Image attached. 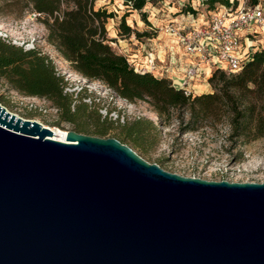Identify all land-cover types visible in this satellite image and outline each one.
Returning a JSON list of instances; mask_svg holds the SVG:
<instances>
[{
	"label": "water",
	"instance_id": "1",
	"mask_svg": "<svg viewBox=\"0 0 264 264\" xmlns=\"http://www.w3.org/2000/svg\"><path fill=\"white\" fill-rule=\"evenodd\" d=\"M0 103V264H264V181L149 163Z\"/></svg>",
	"mask_w": 264,
	"mask_h": 264
},
{
	"label": "trees",
	"instance_id": "2",
	"mask_svg": "<svg viewBox=\"0 0 264 264\" xmlns=\"http://www.w3.org/2000/svg\"><path fill=\"white\" fill-rule=\"evenodd\" d=\"M95 1L26 0L33 13L43 17L47 41L74 71L88 81L103 84L111 93L129 102H147L166 122L177 119L179 133L197 129L206 120L218 122L226 117L230 140L264 136V50L254 51L238 72L227 74L222 69H214L208 77L212 92L187 93L183 88H175L168 78L136 71L128 57L114 49L110 44L113 39L107 36L106 22L115 14L95 8ZM154 1L161 0H125L129 9L120 16L118 34L123 37L133 34L142 39L153 37L154 33L149 30L139 32L130 27L126 16ZM251 1L252 5L258 4V0ZM201 3L207 12L215 11L217 4L227 8L237 6V0H201ZM187 11L196 13L193 7L184 5L181 13ZM141 14L146 21V13ZM147 24L152 29L153 25ZM0 76L20 93L46 98L57 108L63 121L72 124L75 131L87 133L86 125L78 119L87 109L88 104L83 100L87 94L76 98L67 92L68 82L57 73L51 59L38 49H24L0 37ZM151 128L148 121L137 118L123 125L114 138L122 143L129 139L141 146L139 135ZM106 131V127L98 124L92 134L104 136Z\"/></svg>",
	"mask_w": 264,
	"mask_h": 264
},
{
	"label": "rangeland",
	"instance_id": "3",
	"mask_svg": "<svg viewBox=\"0 0 264 264\" xmlns=\"http://www.w3.org/2000/svg\"><path fill=\"white\" fill-rule=\"evenodd\" d=\"M243 2L245 5L253 4L251 0H237L236 5L239 6ZM258 3L264 6V0H258ZM62 5L67 6L66 2ZM184 5L198 8L197 16L207 13L206 6L201 0H161L147 2L141 11L128 12L126 23L141 32L149 30L154 36L159 33L168 36L163 30L164 26L173 22L176 15L181 14ZM94 6L115 14L114 17L107 19V36L113 39L110 43L112 47L126 55L130 62L131 53L136 48L135 38L139 41L145 40L143 55L149 51L153 52V48L160 47L159 43L165 40L159 35L150 39H142L135 35L133 37V34L120 36L118 34L120 16L129 9L125 0H96ZM221 6L217 4L213 10H221ZM142 12L146 13L147 22L142 19ZM147 23H151L153 28H149ZM46 33L43 17L34 16L31 5L26 0H0V37L1 34L6 35L7 38H1L12 44L16 41L15 45L18 46H22L21 42H32L34 48L51 59L57 73L68 82L65 88L67 92L76 98L87 94L83 99L88 104L87 109L78 117L86 125V134L94 135L92 131L100 124L107 128L106 134L100 137H115L120 134L123 125L140 118L151 124V130L143 131L139 135L138 141L141 146L135 145L129 139L124 144L149 163H156L164 170L179 175L208 180L264 181V136L246 137L234 142L228 137L230 125L226 117L218 122L206 120L197 129L179 133L177 119L166 122L147 102H129L111 93L103 84L88 81L74 71L56 47L47 41ZM261 35L258 33L255 38L260 40ZM212 71L213 69L210 70L209 76ZM206 82L208 85L202 92L196 94L213 91L208 78ZM0 103L20 117L35 119L63 130H74L72 124L61 119L59 111L49 100L20 93L1 76Z\"/></svg>",
	"mask_w": 264,
	"mask_h": 264
},
{
	"label": "built area",
	"instance_id": "4",
	"mask_svg": "<svg viewBox=\"0 0 264 264\" xmlns=\"http://www.w3.org/2000/svg\"><path fill=\"white\" fill-rule=\"evenodd\" d=\"M221 7V10L207 12L200 19L197 17L198 8L193 7L195 14L185 12L190 19L187 25L185 22L172 20L173 22L164 26L163 30L193 59V63L186 67L182 76L177 79L168 78L175 88L195 93L191 82L204 78V64L210 65L213 70L222 69L227 74L235 73L242 69L254 51L264 50V39L255 38L258 33L264 34L263 5H245L243 2L236 7ZM55 14L61 16L60 13ZM39 15L40 13H34V16ZM1 37L7 38L2 34ZM13 43L16 44V41ZM20 45L24 49L34 48L32 42H21ZM133 66L136 71L151 72L157 77H164L163 74L169 72L166 66L156 71L155 58L151 53L147 55L145 65Z\"/></svg>",
	"mask_w": 264,
	"mask_h": 264
},
{
	"label": "crops",
	"instance_id": "5",
	"mask_svg": "<svg viewBox=\"0 0 264 264\" xmlns=\"http://www.w3.org/2000/svg\"><path fill=\"white\" fill-rule=\"evenodd\" d=\"M192 6H194V5H192ZM197 15H198V12H197ZM202 15H204V14L197 16L198 19H200L202 17ZM183 16H185V17H183ZM173 20H175L179 23L185 22L184 23L185 25H187L188 22L190 21V19L188 17H186V13H181L179 15H176L173 18ZM136 30L140 31L139 29H136ZM158 35L163 36V38H165L164 42L159 43L160 47L155 46L153 48V52L149 51V52H147L146 55H143V50H144V43L143 42H145V40L139 41L137 38H135L134 45L136 46V48H134L132 53H131V58H132L131 63H132V65H135L138 67L143 66L146 64L147 55L149 53H151V55H153L155 58V63L157 66L156 71L158 72V71H160V69L163 66H166V67H168L169 72L167 74H163V76L166 78L173 77V78L177 79L183 75L186 67L193 63V59L184 53L182 47L171 36H169V35L167 36L165 33H159L156 36H153L151 38H154V37L157 38ZM133 37H134V35H133ZM129 39H131V38L129 37ZM146 39H150V38H146ZM262 39H264V34L261 35V40ZM204 67H205V71H206L204 78L203 79H196V80H193L191 82V87L195 93H197L199 91L202 92L203 88H205L208 85L206 80L209 76V73H210V70L212 69V67L210 65H207V64H204Z\"/></svg>",
	"mask_w": 264,
	"mask_h": 264
},
{
	"label": "bare ground",
	"instance_id": "6",
	"mask_svg": "<svg viewBox=\"0 0 264 264\" xmlns=\"http://www.w3.org/2000/svg\"><path fill=\"white\" fill-rule=\"evenodd\" d=\"M57 127V126H55ZM53 130L55 131V134H54V137L57 139V140H64V135H65V131L66 130H63L59 127H57L56 129L53 128Z\"/></svg>",
	"mask_w": 264,
	"mask_h": 264
}]
</instances>
